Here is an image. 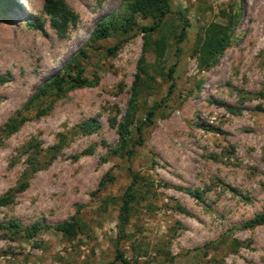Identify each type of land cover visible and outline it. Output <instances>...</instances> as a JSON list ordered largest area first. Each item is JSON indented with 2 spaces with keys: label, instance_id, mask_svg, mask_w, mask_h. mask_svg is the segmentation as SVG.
Returning <instances> with one entry per match:
<instances>
[{
  "label": "rangeland",
  "instance_id": "374dc122",
  "mask_svg": "<svg viewBox=\"0 0 264 264\" xmlns=\"http://www.w3.org/2000/svg\"><path fill=\"white\" fill-rule=\"evenodd\" d=\"M63 1L76 15L63 36L50 26L43 0L0 6V76L7 79L0 83V127L85 45L97 23L109 18L114 25L85 47L88 84L66 88L44 114L30 110L15 131L0 135V198L9 197L0 204V264H121L115 247L132 264H264V223L238 227L264 211V0H169L151 33L138 29L152 22L140 14L127 32L118 28L124 0ZM229 16L236 22L228 44L200 68L198 39L209 23L225 25ZM180 18L188 25L176 43ZM160 37L165 47L156 58ZM141 54L134 122L153 101L163 102L127 159L107 150L117 144L109 118L120 120L137 90ZM172 65L174 86L166 94ZM84 120H96L98 129L80 131ZM131 173L137 179L126 238L117 243V211ZM70 219L76 234L69 239L53 227ZM13 222L42 228L24 238L8 226ZM221 234L240 245L202 254Z\"/></svg>",
  "mask_w": 264,
  "mask_h": 264
},
{
  "label": "trees",
  "instance_id": "16d2710c",
  "mask_svg": "<svg viewBox=\"0 0 264 264\" xmlns=\"http://www.w3.org/2000/svg\"><path fill=\"white\" fill-rule=\"evenodd\" d=\"M10 0H0V6L2 9L8 10L10 6ZM123 6L125 8V14L123 21L119 24L118 28L122 29L123 32H127L134 25L133 16L134 14H140L142 17H151L152 22L149 25H140L139 30L151 33L156 31L167 13L169 12V0H124ZM42 11L48 16L49 24L54 29V31L63 36L66 28L69 24H73L76 15L68 8L63 0H43ZM182 21L181 31L176 36V43L180 42L184 37V29L188 25L187 19L180 18ZM236 22V17L229 16L228 21L225 25L209 23L204 30L203 37H200L197 41V53L198 62L200 68H206L211 64L221 53L224 47L228 44L231 36V31L234 23ZM114 25L110 19H103L96 24L91 34L89 35L88 41L85 45L77 50L65 63L64 65L53 73L47 80L43 81L33 93L26 99L23 106L18 109L14 115L9 117L7 121L0 127V135L8 134L15 131L18 126L24 122L27 118V113L32 110L33 116L38 117L44 114L49 108L50 103L60 97L66 88L81 87L88 84V81L83 77V60L87 58L88 53L85 47L89 46L91 42L104 39L109 36L111 28ZM119 46V43H115L106 49V54H113ZM165 40L160 37L154 41L153 52L156 58L161 57L164 52ZM176 52L179 50L178 47L175 48ZM264 64V57H263ZM145 62L144 56L141 54L138 59V72L136 73V82L134 86L137 87L131 97L129 98L128 107L125 113L122 115L121 119L116 121L114 117L109 118V123L111 126L115 125L117 132V144L114 148L107 149L111 154H118L120 156H125L130 159L133 155L135 147L142 144V129L143 127L149 126L154 118V114L158 108L161 107L163 99L158 101H153L152 104L147 108L144 113L143 119L135 121V111L136 103L135 97L141 89V85L137 82L139 81V73L145 72ZM173 65L168 67L166 72V79L169 81L166 89V94H170L174 83H173ZM7 80L5 77L0 76V83ZM142 82V81H141ZM138 91V92H137ZM99 123L96 120H84L76 125V128L82 132H91L98 129ZM131 133L134 136L131 139ZM37 142L31 144L32 151L30 152V159L33 161L37 160ZM106 179H107V175ZM104 178H102L98 183V188L104 184ZM132 181L130 185L127 186L125 191L120 196L121 203L118 206L117 211V243L119 240L125 239V225L127 223L130 203L133 199L132 184L136 183L137 175L131 173ZM108 182L111 181V177H108ZM21 185L20 188H23ZM190 195L197 197V191H192L186 189ZM9 197L0 198V204H6ZM178 209L183 210L181 207ZM264 223V211L256 213L254 216L239 223V228H252L257 225ZM9 227H14L15 233H21L24 238H30L35 235L41 228L39 224H32L26 228H20L16 226V223H10ZM59 231L64 237L71 238L76 234V223L73 220L64 221L57 223L53 227ZM230 234L219 235L215 240L205 243L202 247V254H206L210 251L220 250L222 247L231 246L232 250L237 245L239 246L241 242L236 243L230 242ZM116 246V245H115ZM114 260L121 262V264H132L124 256L122 251L115 247ZM111 264V263H110ZM217 264V263H215Z\"/></svg>",
  "mask_w": 264,
  "mask_h": 264
}]
</instances>
